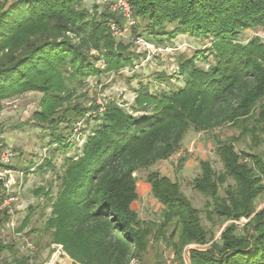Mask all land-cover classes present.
<instances>
[{
    "label": "trees",
    "instance_id": "1",
    "mask_svg": "<svg viewBox=\"0 0 264 264\" xmlns=\"http://www.w3.org/2000/svg\"><path fill=\"white\" fill-rule=\"evenodd\" d=\"M126 1L132 43L173 46L169 41L178 34L203 42L176 58L175 82L171 75H155L168 90L139 81L130 110L112 101L88 107L72 101L74 82L120 75L139 58L129 50L132 43L116 39L114 30L124 27L114 14L99 13L84 0H0V110L8 99L39 93L31 119L49 131L50 147L38 161L0 167L54 175V195L52 184L34 193L47 199L43 229L63 246L70 264H130L160 242L171 246L180 264L186 245L206 243L189 249V264H264V207L257 208L264 201V42L242 38L248 29L264 28V0ZM77 123L88 132L72 152ZM223 125L239 134L217 141L222 170L201 160L191 185L209 198L211 222L247 221L227 224L214 238L179 184L157 171H148L145 182L162 207L159 218L141 219L132 208L139 197L136 174L176 156L190 130ZM239 141L244 149H236ZM178 156L180 169L184 159ZM9 191L0 180V202L13 196ZM9 208L12 203L0 211L5 224ZM29 219L30 212L17 230ZM6 250L11 262L27 264L15 244H0V254Z\"/></svg>",
    "mask_w": 264,
    "mask_h": 264
},
{
    "label": "rangeland",
    "instance_id": "2",
    "mask_svg": "<svg viewBox=\"0 0 264 264\" xmlns=\"http://www.w3.org/2000/svg\"><path fill=\"white\" fill-rule=\"evenodd\" d=\"M89 8L94 5L98 12L106 9L108 13L114 14L119 20L125 31L116 35V39H121L125 44L132 43V35L130 26L122 13L113 12L111 6L113 0H84ZM258 37L264 42V28L257 27L248 29L242 33L243 39ZM170 43L173 46L167 45L170 51L149 49L144 46H138L132 43L129 50L139 55L137 61L140 65L135 78L131 77L132 73L124 68L120 75L103 73L100 76L88 77L85 80L73 83L74 95L73 102L81 103L83 106H91L98 104H106L107 102H115L127 110L131 109L135 98V89L138 83H150L153 85L151 90L157 87L169 89V86L164 84L158 86L155 81V75L165 73L172 76V82H175L176 58L181 55H190L195 48L202 45V41H198L192 36L178 34L172 38ZM128 44V45H129ZM155 46V45H154ZM136 61V62H137ZM181 81L172 83V87H176ZM40 94L36 92H28L16 98H11L3 102V107L0 110V146L11 149L13 157L6 162L9 166L28 164L30 161H38L45 155L49 154L50 147L46 146L49 138V131L36 127L32 123L31 115L38 108ZM83 129V128H82ZM78 127L74 130L75 148L81 146L85 139L87 129L82 131ZM239 131L229 125H223L214 128L210 131L197 133L190 130L183 140L180 148V156H183L184 163L180 169L175 167L179 156H172L167 160L156 163L147 170L139 171L137 176V192L138 199L132 204V208L138 213L139 217L144 220L157 221L161 210L160 203L152 197L145 182V176L148 171H157L161 175L169 177L176 181L182 193L190 201L192 206L199 212L202 224L207 230L213 231L214 238H217L223 227L233 222L234 224L242 225L247 219L241 218L239 221H222L219 218H213L211 222L206 218L205 204L209 202V198L197 192L192 188L191 182L193 178L200 174L199 162L201 160H209L215 169L219 172L222 170L219 157L215 152L217 141L226 140L232 136H238ZM46 135V136H45ZM77 146V147H76ZM237 150L244 149L240 141L235 145ZM61 156L57 154L56 163L61 164ZM178 164V163H177ZM2 170H7L1 167ZM11 171V175L15 180V185L10 187V193L16 197V201L12 202V209L15 214L13 217V227L0 221V244H15L19 257L28 258L27 264H70L71 259L65 254H52L53 246L51 234L44 230V222L48 218L50 209L45 207L47 199L43 194L37 195L34 190L39 187L47 189L49 184H52V194L56 193V181L52 173L38 175L33 172ZM220 194L223 193V188H220ZM264 201L257 207H264ZM31 206V208H29ZM30 209V210H29ZM30 212L29 221L23 225V230H17L22 227V221L26 214ZM29 238L30 241H26ZM30 243L32 247L28 246ZM205 245L189 244L183 248L182 259L183 264H189V249L196 247H206ZM13 255L9 251H3L0 254V260L11 262ZM130 264H180L176 258L174 250L171 246L164 243H152V247L141 260H132Z\"/></svg>",
    "mask_w": 264,
    "mask_h": 264
},
{
    "label": "built area",
    "instance_id": "3",
    "mask_svg": "<svg viewBox=\"0 0 264 264\" xmlns=\"http://www.w3.org/2000/svg\"><path fill=\"white\" fill-rule=\"evenodd\" d=\"M111 10L113 12H121L124 15V17H125V19L127 21V24L129 26L134 23V20H133L132 15H131L130 6H129V4H128V2L126 0H113V5L111 6ZM112 29H115L114 26H112ZM125 30H126V27L124 29H122V30L115 29L114 33L115 34H119V33H121V31H125ZM135 44L138 45V46H144V47L149 48V49H153L154 48L156 50H163L165 52L170 51V48L168 46L155 47L153 44L147 43V42L143 41L142 39L135 40ZM138 63L139 62H136L135 65L132 68H128L127 67L126 69H128V72L129 73L136 72L140 68L139 67L140 65ZM79 124L80 123L76 124V128L79 127ZM179 154H180V151H179V153L176 154V156H178ZM12 157H13V152L10 149H8V148H4L0 152V165L1 164H5ZM10 172L11 171H9V170H2L1 167H0V180H2L4 182V185H5V187L8 190L10 189V187L12 185L16 184L15 180L12 177ZM16 200L17 199H16L15 196H11V195L8 196L6 199H4L3 202H0V211L3 208H5L6 206H9L10 203L15 202ZM8 213L10 214V219H9V221H8V223L6 225H8L10 227H13V217H14L15 212H14V210L12 208H9L8 209ZM27 245L32 247V245L30 243H27ZM53 248H54V251H53L52 254H54V253H56V254H65L63 246L61 244H55L53 246Z\"/></svg>",
    "mask_w": 264,
    "mask_h": 264
},
{
    "label": "crops",
    "instance_id": "4",
    "mask_svg": "<svg viewBox=\"0 0 264 264\" xmlns=\"http://www.w3.org/2000/svg\"><path fill=\"white\" fill-rule=\"evenodd\" d=\"M146 185H147V188L149 189V191H150V186H149V184L148 183H146Z\"/></svg>",
    "mask_w": 264,
    "mask_h": 264
}]
</instances>
